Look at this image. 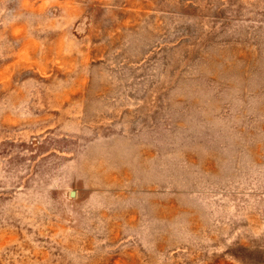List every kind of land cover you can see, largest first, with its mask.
Returning a JSON list of instances; mask_svg holds the SVG:
<instances>
[{"label": "rangeland", "instance_id": "374dc122", "mask_svg": "<svg viewBox=\"0 0 264 264\" xmlns=\"http://www.w3.org/2000/svg\"><path fill=\"white\" fill-rule=\"evenodd\" d=\"M0 264H264V0H0Z\"/></svg>", "mask_w": 264, "mask_h": 264}]
</instances>
